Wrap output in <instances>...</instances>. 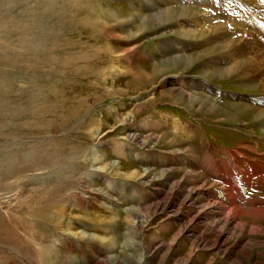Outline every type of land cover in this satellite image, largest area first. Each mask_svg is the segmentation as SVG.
Here are the masks:
<instances>
[{
  "label": "rangeland",
  "instance_id": "obj_1",
  "mask_svg": "<svg viewBox=\"0 0 264 264\" xmlns=\"http://www.w3.org/2000/svg\"><path fill=\"white\" fill-rule=\"evenodd\" d=\"M209 1L0 0V264H264V16Z\"/></svg>",
  "mask_w": 264,
  "mask_h": 264
},
{
  "label": "bare ground",
  "instance_id": "obj_2",
  "mask_svg": "<svg viewBox=\"0 0 264 264\" xmlns=\"http://www.w3.org/2000/svg\"><path fill=\"white\" fill-rule=\"evenodd\" d=\"M210 1H214V0H210ZM209 1V2H210ZM253 2V1H252ZM251 2V3H252ZM253 4V3H252ZM254 10H255V14L254 15H256V17H257V20H259V18H258V16H257V13L258 12H260L263 16H264V3L263 2H260L259 0H254ZM216 7H218V3L216 4ZM215 7V8H216ZM250 7H252V5L250 6ZM204 10V9H203ZM207 10V9H206ZM218 9H214V11H217ZM253 12V11H252ZM214 15V14H213ZM213 15L211 16V18H213ZM204 18H203V20H205L206 19V16H203ZM260 21V20H259ZM236 27V26H235ZM226 28V27H225ZM239 28V27H238ZM232 30H231V32H228L229 33V35L233 38V40L230 42V43H226V46L228 45V46H236L237 44H240V43H244L243 42V36L244 35H240V33L241 32H244V33H246V31H244V29L242 30H240V32H237V31H235V29H233V28H231ZM237 30V29H236ZM237 32V34H235ZM236 35V37H234L235 35ZM243 34V33H242ZM234 35V36H233ZM250 37H251V39H252V41H253V44H254V47H257V43H256V39H255V34H250L249 35ZM249 47H251L250 46V44H247ZM240 46V45H239ZM227 48V47H226ZM257 51V50H256ZM260 51V50H259ZM264 51V50H263ZM262 51V52H263ZM257 54V53H256ZM260 54H262V53H260ZM264 54V53H263ZM247 54H245V53H242L241 55L239 54V56L237 57V58H234V60H236V61H234L235 62V64H236V70H239L238 72H242L241 70H243V72H242V74L244 73H246L247 72V68L246 67H248V68H250V67H252V69H254V65H256L257 64V61H255L253 58H248L247 56H246ZM258 55V54H257ZM262 56V55H261ZM255 57V56H254ZM259 58H260V56H259ZM213 63V62H212ZM262 63V62H261ZM181 69V68H180ZM179 69V70H180ZM232 69H234V68H232ZM251 69V68H250ZM223 69H219V71H222ZM224 71V70H223ZM6 101V100H5ZM42 102H43V100H42ZM53 103V102H52ZM48 104V103H47ZM54 104V103H53ZM40 105V104H39ZM44 105V104H43ZM42 106V105H41ZM259 109V108H258ZM253 110V109H252ZM235 111L237 112L236 113V115H238V116H242V117H248V116H250L251 114H253L254 115V112H252L251 110H250V108L248 107V106H245V107H236L235 108ZM1 112V111H0ZM263 114H264V110L263 111H261V112H259V114H256L255 116H256V118H257V120H260L261 118H262V116H263ZM27 121V120H26ZM5 123V122H4ZM235 123V122H234ZM3 125V124H2ZM4 126V125H3ZM11 133V132H10ZM9 133V134H10ZM2 135V134H1ZM4 136V135H3ZM5 139V138H4ZM40 149V148H39ZM54 152V151H53ZM232 155V154H231ZM238 155H239V153H238ZM41 156V155H40ZM60 156V155H59ZM233 156H234V154H233ZM6 158V157H5ZM14 160V159H13ZM27 160H28V158H27ZM51 160H53V159H51ZM56 161V160H55ZM214 161V160H213ZM31 162V161H30ZM235 162V161H234ZM18 164V163H17ZM54 164V163H53ZM19 165V164H18ZM31 167H33V166H31ZM222 167V166H221ZM4 168H7V166L6 167H4ZM239 168V167H238ZM1 169V168H0ZM45 169V168H44ZM209 169V168H208ZM223 169V168H222ZM250 171H253V169L252 168H248ZM247 169V171L246 170H244L243 171V176H244V179L246 178L247 179V177H248V175H247V173L249 174V170ZM226 171V170H225ZM254 171H256L255 169H254ZM218 173V175H220V177H222L224 180L227 178V179H231V178H233L232 176H233V174H229V176H227V177H225V176H223L224 174H222L223 173V170H221V171H219V172H217ZM216 174V173H215ZM217 175V174H216ZM237 176V175H236ZM225 182H226V184L224 185L225 186V188H226V186H228L227 188V190H228V196L229 197H231V199H234L235 197L231 194V191L235 188L231 183H229V182H227L226 180H225ZM237 187V186H236ZM237 189V188H236ZM235 192V191H234ZM232 207V206H231ZM234 207V206H233ZM46 210V209H45ZM242 210V209H241ZM240 210H237L236 211V214H239V213H241V212H239ZM37 212V211H36ZM251 212V211H250ZM262 214L264 213V211L262 210V211H260ZM259 211H253V213H255V214H259L260 213ZM252 213V214H253ZM42 214V213H41ZM61 216V215H60ZM261 216V215H260ZM259 216V217H260Z\"/></svg>",
  "mask_w": 264,
  "mask_h": 264
},
{
  "label": "snow or ice",
  "instance_id": "obj_3",
  "mask_svg": "<svg viewBox=\"0 0 264 264\" xmlns=\"http://www.w3.org/2000/svg\"><path fill=\"white\" fill-rule=\"evenodd\" d=\"M261 2H264V0H261Z\"/></svg>",
  "mask_w": 264,
  "mask_h": 264
}]
</instances>
